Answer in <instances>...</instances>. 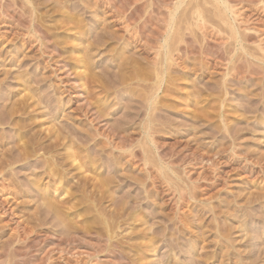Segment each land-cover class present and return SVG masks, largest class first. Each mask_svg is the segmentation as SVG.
I'll list each match as a JSON object with an SVG mask.
<instances>
[{"label": "rangeland", "instance_id": "374dc122", "mask_svg": "<svg viewBox=\"0 0 264 264\" xmlns=\"http://www.w3.org/2000/svg\"><path fill=\"white\" fill-rule=\"evenodd\" d=\"M263 121L264 0H0V264H264Z\"/></svg>", "mask_w": 264, "mask_h": 264}, {"label": "bare ground", "instance_id": "6f19581e", "mask_svg": "<svg viewBox=\"0 0 264 264\" xmlns=\"http://www.w3.org/2000/svg\"><path fill=\"white\" fill-rule=\"evenodd\" d=\"M128 1H129V0H128ZM220 4H221V3H220ZM224 4H225V3H224ZM181 5H182V4H181ZM193 5H194V4H193ZM132 6H133V5H131L130 7H132ZM134 6H135V5H134ZM194 6H195V5H194ZM185 7H186V6H185ZM227 7H229V6H227ZM136 8H137V7H136ZM192 8H194V7H192ZM129 9H130V8H129ZM133 9H134V8H132V10H133ZM183 9H184V8H183ZM199 9H200V8H199ZM199 9H196V12H198L197 10H199ZM228 9H229V12H231V11H230V7H229ZM220 10H221V9H220ZM188 11H189V10H188ZM120 12H121V11H120ZM122 12H123V11H122ZM132 12H133V11H132ZM135 12H136V11H135ZM221 12H222V11H219V12H218V15H217L216 17H217L219 20H224L225 17H224V15H223V13H221ZM118 13H119V12H118ZM129 13H131V12H129ZM233 13H234V12H233ZM132 14H134V12H133ZM172 14H173V13H172ZM230 14H232V13H230ZM193 15H194V14H193ZM132 16H133V15H132ZM132 16H131V17H132ZM129 17H130V16H129V14H128V18H129ZM134 17H135V16H134ZM145 18H146V17H145ZM72 19H73V18H72ZM135 19H136V17H135ZM147 19H148V18H147ZM195 19H196L195 22H196V26H197V28H199L200 26H204L205 23H206V22H205L206 20L204 19L203 16H201V13H200V12H198V13L196 14ZM136 20H137V19H136ZM144 20H146V19H144ZM148 20H149V19H148ZM193 20H194V19H193ZM146 23H147V22H146ZM190 24H191V23H190ZM190 24H189V25H190ZM191 25H192V24H191ZM191 25H190V26H191ZM73 27H75V25H74ZM73 27H72V28H73ZM193 27H194V26H193ZM203 28H205V27H203ZM101 29H102V28H101ZM104 29H105V27H104ZM201 29H202V28H201ZM80 30H81V29H80ZM102 30H103V29H102ZM102 30H101V33H102ZM106 30H107V29H106ZM106 30H105V31H106ZM81 31H82V30H81ZM135 31H136V30H135ZM170 31H171V30H170ZM86 33H87V32H86ZM110 33H111V32H110ZM82 34H83V33H82ZM104 34H105V33H104ZM107 34H108V32H107ZM214 34H215V33H214ZM84 35H85V33H84ZM111 35H112V34H111ZM136 35H137V34H136ZM211 35H212V34H211ZM217 35H218V34H217ZM109 36H110V35H109ZM218 36H219V35H218ZM107 37H108V35H107ZM107 37H106V38H107ZM116 37H117V36H116ZM180 37H181V36H180ZM214 37H215V36H214ZM216 37H217V36H216ZM216 37H215V39H216ZM103 38H104V37H103ZM108 38H109V37H108ZM110 38H111V37H110ZM113 38H114V37H113ZM113 38H112V39H113ZM205 38H206V37H205ZM223 38H224V37H223ZM226 38H227L228 40H231V41H232L231 44H232V46H233L234 48L237 47L238 45L242 44V42H243V40H242L240 37L238 38L237 33H235V32H234V33H231L230 35H227ZM100 39H101V38H100ZM119 39H120V38H119ZM217 39H218V38H217ZM219 39H221V38H219ZM227 39H226V40H227ZM97 40H98V39H97ZM115 40H116V39H115ZM120 40H121V39H120ZM161 40H162V39H161ZM205 40H206V39H205ZM222 40H223V39H222ZM222 40H215L216 42H217V41H220V42H218V44L215 42V43L217 44L216 47H217V49H218L219 51H217V49H216L215 46H213L212 48H210L211 46H207V47H206V45H205L206 48H204V49H203L204 51L202 50L201 53L206 55L207 53H214V52H215V54L217 55V57H221L222 52H221L220 50L226 45V44L224 43L226 40H223L224 42H222ZM70 41H72V40H70ZM80 41H81V39H80ZM98 41H100V40H98ZM103 41H104V40H103ZM163 41H164V43H163V45L161 46V50H162V51H165V53H163V52L160 53V52H159V53H160V54H158L159 58H160V57L163 58V57L171 56V54H172L173 51H174V47H173V46H171V47L169 46V47H168L167 40H166L165 37H163ZM183 41H184V38L182 39L181 42H183ZM213 41H214V40H213ZM72 42H74V41H72ZM125 42H126V41H125ZM138 42H139V41H138ZM144 42H145V41H144ZM169 42H170V41H169ZM184 42H185V41H184ZM186 42H187V41H186ZM186 42H185V44H186ZM190 42H191V41H190ZM211 42H212V41H211ZM105 43H106V42H105ZM126 43H127V42H126ZM126 43H125V44H126ZM131 43H132V42H131ZM145 43H146V42H145ZM145 43H142V44H145ZM147 43H148V41H147ZM172 43H174V42H172ZM176 43H177V42H176ZM193 43H194V42H193ZM112 44H113V43H112ZM204 44H205V43H204ZM206 44H207V43H206ZM212 44H213V43H212ZM231 44H230V45H231ZM116 45H118V44L116 43ZM146 45H147V44H146ZM169 45H170V44H169ZM173 45H174V44H173ZM188 45H189V43H188ZM196 45H197V44H196ZM109 46H110V45H109ZM109 46H108V47H109ZM112 46H113V45H112ZM174 46L176 47L177 45H174ZM189 46H190V45H189ZM189 46H187V48L185 47V49H184V48H182V49H184V51L186 50V53H187V54H189V53H190V54L195 53L194 51H196V50L193 51V49H191V48H193V47H189ZM120 47H121V46H120ZM139 47H140V46H139ZM148 47H149V46H148ZM225 47H226V46H225ZM111 48H113V47H111ZM111 48H109V49H111ZM128 48H129V47H128ZM134 48H135V47H134ZM145 48H146V46H145ZM157 48H158V47H157ZM159 48H160V47H159ZM234 48H233V49H234ZM80 49H81V48H80ZM95 49H96V48H95ZM97 49H98V48H97ZM135 49H136V48H135ZM182 49H181V51H182ZM195 49H196V48H195ZM199 49H200V48H199ZM201 49H202V48H201ZM213 49H216V50L214 51ZM223 49H225V48H223ZM226 49H227V48H226ZM81 50H82V49H81ZM91 50H92V49H91ZM115 50H116V49H115ZM121 50H122V49H121ZM197 50H198V48H197ZM228 50L231 51V49H228ZM228 50H226V51H228ZM66 51H67V50H66ZM97 51H98V50H97ZM107 51H108V48H107L106 52H107ZM109 51H111V50H109ZM126 51H127V50H126ZM137 51H138V50H137ZM149 51H150V50H149ZM199 51H200V50H199ZM233 51H236V49H234ZM86 52H87V51H86ZM106 52H105V53H106ZM155 52H157V51H155ZM174 52H175V51H174ZM76 53H77V52H76ZM83 53H84V52H83ZM90 53H91V52H90ZM111 53H113V52H111ZM181 53H182V52H181ZM224 53H225V52H224ZM229 53H230V52H229ZM229 53H228V54H229ZM234 53H235V52H234ZM234 53H230V55H231V54L233 55ZM70 54H71V53H70ZM72 54H73V53H72ZM84 54H85V53H84ZM87 54H88V53H87ZM87 54H85V55H87ZM93 54H94V53H93ZM93 54H91V55H93ZM226 54H227V53H226ZM226 54H224V55L226 56ZM75 55H76V54H75ZM77 55H79V54H77ZM153 55H154V53H153ZM195 55H196V54H195ZM198 55H199V54H198ZM213 55H214V54H213ZM68 56H72V55H68ZM87 56H88V55H87ZM89 56H90V55H89ZM93 56H94V55H93ZM128 56L130 57V55H128ZM128 56H127V58H128ZM135 56H136V55H135ZM135 56L133 55L132 57H135ZM185 56H186V55H185ZM192 56H193V55H192ZM201 56H202V55H201ZM208 56H209V55H208ZM208 56H207V57H208ZM59 57H60V56H59ZM85 57H86V56H84V59L86 60L87 57H86V58H85ZM90 57H91V56H90ZM123 57H124V56H123ZM123 57H122V58H123ZM141 57H142V56H141ZM144 57H145V56H144ZM144 57H143V58H144ZM172 57H173V56H172ZM180 57H181V56H180ZM187 57H188V55H187ZM202 57H203V56H202ZM205 57H206V56H205ZM207 57H206V58H207ZM214 57H215V55H214ZM71 58H72V57H71ZM79 58H80V57H79ZM82 58H83V56H82ZM92 58H93V57H92ZM150 58H151V57H150ZM154 58L157 59V57H155V56H154ZM168 58H169V60H171L170 57H168ZM182 58H183V57H182ZM212 58H213V57H212ZM223 58H224V57H223ZM88 59H90V58L88 57ZM118 59H120V58H118ZM135 59H136V58H135ZM145 59H146V58H145ZM163 59H164V58H163ZM186 59H187V58H186ZM190 59H191V57H190ZM221 59H222V58H221ZM74 60H75V59H74ZM94 60H95V58H94ZM123 60H124V58H123ZM129 60H130V59H129ZM132 60H133V58H132ZM132 60H131V61H132ZM137 60H139V58H138ZM141 60H142V59H141ZM184 60H185V58H184ZM187 60H188V59H187ZM201 60H202V59H201ZM214 60H215V59H214ZM217 60H219V59L217 58ZM222 60H223V59H222ZM222 60H221V61H222ZM76 61H78V60H76ZM83 61H84V60H83ZM89 61H90V60H89ZM89 61H87V62H89ZM120 61H121V60H120ZM126 61H127V60H126ZM135 61H136V60H135ZM146 61H149V60H146ZM150 61H151V60H150ZM150 61H149V62H150ZM153 61H154V59H153ZM203 61H204V60H203ZM219 61H220V60H219ZM73 62H74V61H73ZM124 62H125V60H124ZM128 62H130V61H128ZM132 62H133V61H132ZM132 62H131V63H132ZM138 62H139V61H138ZM140 62H141V61H140ZM142 62H143V61H142ZM142 62H141V63H142ZM156 62H157V60L155 61V63H156ZM172 62H174V60H172ZM201 62H202V61H201ZM201 62H200V63H201ZM205 62H206V61H205ZM117 63H118V62H117ZM125 63H126V62H125ZM136 63H137V62H136ZM143 63H144V62H143ZM157 63H158V62H157ZM169 63L171 64V62H169ZM174 63H175V62H174ZM181 63H182V62H181ZM183 63H184V62H183ZM76 64H78V65L74 67V70H76V71L79 72V74H80V71L82 72V69H83L82 67L84 66V63H83V62H82V63H81V62H79V63L76 62ZM119 64H120V63H119ZM121 64H122V63H121ZM137 64H138V63H137ZM139 64H140V63H139ZM166 64H168V63L166 62ZM191 64H193V63H191ZM245 64H246V63H245ZM86 65H87V64H86ZM89 65H90V64H89ZM91 65H92V64H91ZM126 65H127V63H126ZM131 65H133V64H131ZM160 65H161V64H160ZM168 65H169V64H168ZM171 65H172V64H171ZM171 65H170V66H171ZM242 65H243V63H242ZM116 66H117V65H116ZM119 66H120V65H119ZM119 66H118V68H119ZM136 66H137V65H136ZM145 66H146V63H145ZM172 66H173V65H172ZM188 66H189V65H188ZM84 67H85V66H84ZM91 67H92V66H91ZM138 67H139V66H138ZM155 67H156V66H155ZM166 67H167V66H166ZM177 67H178V66H177ZM184 67H185V65H184ZM194 67H195V66H194ZM196 67H197V66H196ZM204 67H205V66H204ZM243 67H244V66H243ZM243 67H242V68H243ZM81 68H82V69H81ZM97 68L99 69V67H97ZM118 68H117V69H118ZM122 68H123V67H122ZM128 68H129V67H128ZM136 68H137V67H136ZM136 68H135V69H136ZM140 68H141V67H140ZM140 68H139V69H140ZM150 68H151V65H150ZM152 68H153V66H152ZM152 68H151V69H152ZM156 68H157V67H156ZM167 68H168V67H167ZM191 68H192V67H191ZM205 68H206V67H205ZM104 69H105V68H104ZM107 69H108V67H107ZM107 69H106V70H107ZM110 69H111V68H110ZM110 69H109V70H110ZM112 69H113V68H112ZM120 69H121V67H120ZM142 69H143V68H142ZM159 69H160V68H159ZM168 69H170V67H169ZM168 69H167V70H168ZM197 69H198V68H197ZM228 69H229V68H228ZM231 69H232V68H231ZM93 70H94V69H93ZM115 70H116V69H115ZM126 70H127V69H126ZM145 70H146V68H145ZM153 70H154V68H153ZM157 70H158V69H157ZM182 70H183V69H182ZM184 70H185V69H184ZM193 70H195V69H193ZM205 70H206V69H205ZM235 70H236V68H235ZM237 70H238V69H237ZM237 70H236V71H237ZM101 71H103V70H101ZM104 71H105V70H104ZM111 71H112V70H111ZM119 71H120V70H119ZM124 71H125V70H124ZM142 71H143V70H142ZM149 71H150V70H149ZM149 71H146V74H147L146 76H148V72H149ZM190 71H191V70H190ZM240 71H241V70H240ZM92 72H93V71H92ZM116 72H117V71H116ZM127 72H128V71H127ZM198 72H199V71H198ZM198 72H197V73H198ZM231 72H233V70H232ZM255 72H256V71H255ZM258 72H259V71H258ZM82 73H83V72H82ZM86 73H87V72H86ZM86 73L84 72V75H85ZM89 73H90V72H89ZM94 73H95V72H94ZM105 73H106V72H105ZM111 73H112V72H111ZM111 73H110L109 75H111ZM114 73H115V72H114ZM131 73H132V72H131ZM131 73H130L129 76H131ZM152 73H153V72H152ZM157 73H160V72L158 71ZM166 73H167V75H168V71H167ZM229 73H230V72H228V74H229ZM251 73H252V72H251ZM79 74H78V78H77L78 81H80L81 78H84V76L82 77V75H79ZM115 74H117V73H115ZM133 74H134V73H133ZM135 74H136V73H135ZM149 74H150V73H149ZM160 74H162V73H160ZM164 74H165V73H164ZM258 74H259V73H258ZM74 75H75V74H74ZM86 75H87V74H86ZM93 75L96 76L95 74H93ZM102 75H103V74H101V76H102ZM105 75H108V74H105ZM117 75H118V74H117ZM119 75H120V74H119ZM155 75H156V74H155ZM167 75H166V76H167ZM239 75H240V74H239ZM250 75H251V74H250ZM252 75H253V74H252ZM89 76H90V75H88V77H89ZM97 76H98V75H97ZM103 76H104V75H103ZM115 76H116V75H115ZM115 76H114V77H115ZM120 76H121V75H120ZM123 76H124V72H123ZM126 76H128V74H126ZM223 76H224V75H223ZM90 77L92 78L93 76H90ZM131 77H135V76L132 75ZM148 77H149V76H148ZM153 77H154V76H153ZM153 77H151V78H153ZM159 77H160V76H159ZM159 77H156V78H158V81H159V79H161V78H159ZM161 77H162V76H161ZM251 77H253V76H251ZM257 77H258V76H257ZM105 78H106V77H105ZM124 78H127V77H124ZM139 78H140V76H139ZM165 78H166V77H165ZM224 78H225V77H224ZM84 79H85V78H84ZM94 79L97 80L95 77H94ZM108 79L110 80V78H108ZM111 79H112V78H111ZM113 79H114V78H113ZM127 79H130V78H127ZM133 79H134V78H133ZM166 79H167V78H166ZM82 80H83V79H82ZM92 80H93V79H92ZM100 80H101V79H100ZM134 80H135V79H134ZM136 80H137V79H136ZM143 80H144V79H143ZM148 80H149V79H148ZM148 80H147V81H148ZM151 80H152V79H151ZM85 81H86V79H85ZM98 81H99V80H98ZM131 81H132V80H131ZM149 81H150V80H149ZM161 81L163 82V77H162V79L160 80V82H161ZM87 82L89 83L90 81L87 80ZM87 82H86V83H87ZM91 82H92V81H91ZM99 82H100V81H99ZM101 82H102V81H101ZM109 82H110V81H109ZM112 82H113V81H112ZM118 82H119V81H118ZM120 82H121V80H120ZM128 82H129V81H128ZM218 82H221V80H219ZM222 82H223V81H222ZM77 83H78V82H77ZM79 83H80V82H79ZM83 83H84V82H83ZM86 83H85V84H86ZM122 83H123V81H122ZM122 83H121V84H122ZM124 83H126V82H124ZM141 83H142V81H141ZM158 83H159V82H158ZM91 84H93V82H92ZM99 84H100V83H99ZM111 84L113 85V83L110 82V85H111ZM121 84H119V85H121ZM135 84H136V83H135ZM159 84H160V83H159ZM162 84H163V83H161V85H162ZM25 85H26V84H25ZM25 85H24V87H25ZM87 85H88V84H87ZM102 85H103V82H102ZM128 85H129V84H128ZM132 85H133V84H132ZM138 85H139V84H138ZM142 85H143V84H142ZM145 85H146V83H145ZM28 86H29V85H28ZM83 86H85V85H82V87H83ZM105 86H106V85H105ZM126 86H127V85H126ZM149 86H150V85H149ZM153 86H154V85H153ZM208 86H209V85H208ZM212 86H213V85H212ZM225 86H226V85H225ZM80 87H81V86H80ZM80 87H79V88H80ZM82 87H81V88H82ZM103 87H104V86H103ZM114 87H115V86H114ZM139 87H140V86H139ZM144 87H145V89H146V88H147V89L149 88V87H146V86H144ZM158 87H159V86H158ZM205 87H206V86H205ZM83 88H84V87H83ZM99 88H100V87H99ZM99 88H98V90H99ZM105 88H106V87H105ZM107 88H108V87H107ZM115 88H116V87H115ZM128 88H129V87H128ZM128 88H127V89H128ZM150 88H151V87H150ZM159 88H160V87H159ZM166 88H167V87H166ZM217 88H218V87H217ZM85 89H86V88H85ZM89 89H90V86H89ZM151 89H153V88H151ZM218 89H219V88H218ZM135 90H136V89H135ZM139 90H140V88H139ZM141 90H142V89H141ZM141 90H140V92H142ZM162 90H163V89H162ZM220 90H221V89H220ZM91 91H92V90H91ZM107 91H110V90L108 89ZM127 91H128V90H127ZM136 91H137V90H136ZM149 91H151V90L149 89ZM89 92H90V91H89ZM112 92H113V91H112ZM112 92H111V94H112ZM129 92H130V91H129ZM138 92H139V91H138ZM143 92H144V95H145V91H143ZM143 92H142V93H143ZM220 92H222V91H220ZM99 93H100V92H99ZM115 93H116V92H115ZM117 93H119V92H117ZM136 93H137V92H136ZM153 93H155V91H153ZM87 94L89 95L90 93L87 92ZM128 94H129V93H128ZM130 94H132V93H130ZM33 95H34V94H33ZM96 95H97V94H96ZM109 95H110V93H109ZM117 95H118V94H117ZM119 95H120V94H119ZM137 95H138V94H137ZM144 95L142 94L141 97H142V96L144 97ZM150 95H151V94H149V96H150ZM192 95H193V94H192ZM192 95H191V96H192ZM90 96H91V95H89V98H91ZM97 96H98V95H97ZM97 96H96V97H97ZM111 96H112V95H111ZM111 96H110V97H111ZM146 96H147V95H146ZM149 96H148L147 98H149ZM106 97H107V96H106ZM117 97H118V96H117ZM117 97H116V98H117ZM118 98H120V97H118ZM92 99H93V98H92ZM92 99H91V100H92ZM113 99H114V98H113ZM144 99H145V97H144ZM150 99H151V98H150ZM159 99H160V98H159ZM99 100H100V99H99ZM108 100H109V99H108ZM130 100H132V99H130ZM130 100H128V101L130 102ZM151 100H152V99H151ZM151 100H148V101H151ZM109 101H110V100H109ZM137 101H138V100H137ZM159 101H160V100H158V102H157L158 104H159ZM161 101H162V99H161ZM111 102H112V101H111ZM142 102H143V101H142ZM94 103H95V102H94ZM96 103H98V102H96ZM138 103H139V101H138ZM143 103H144V102H143ZM150 103H151V102H150ZM118 104H119V103H118ZM140 104H141V103H140ZM94 105H95V104H94ZM88 106H89V105H88ZM96 106H98V105H96ZM100 106H101V105H100ZM109 106H110V105H109ZM109 106H107V107H109ZM114 106H115V105H114ZM119 106H120V105H119ZM139 106H140V105H139ZM147 106H149V105H147ZM150 106H151V105H150ZM98 107H99V106H98ZM140 107H141V106H140ZM142 107H143V106H142ZM144 107H145V105H144ZM144 107H143V108H144ZM99 108L101 109V107H99ZM107 109H109V108H107ZM151 110H152V108H151ZM92 111H93V110H92ZM100 111H101V110H100ZM105 111H106V110H105ZM141 111H142V110H141ZM51 112H52V111H51ZM107 112H108V111H107ZM143 112H144V111H143ZM105 113H106V112H105ZM109 113H110V112H109ZM103 114H104V113H103ZM112 114H113V113H112ZM94 115H95V114H94ZM107 115H108V114H107ZM109 115H110V114H109ZM150 115H151V114H150ZM52 116H53V115H52ZM124 117H125V116H124ZM127 117H128V116H127ZM100 119H101V118H100ZM149 119H150V117H149ZM154 119H155V118H154ZM126 120H127V119H126ZM127 121H128V120H127ZM154 121H155V120H154ZM259 121H260V120H259ZM92 122H93V121H92ZM121 122H122V121H121ZM128 122H129V121H128ZM151 122H152V121H151ZM263 122H264V121H263ZM261 123H262V122H260V124H261ZM125 124H126V123H125ZM145 124H146V123H145ZM126 125H127V124H126ZM149 125H150V124H149ZM61 128H62V126H61ZM112 128H113V127H112ZM149 128H150V127H149ZM67 129H68V128H67ZM110 129H111V128H110ZM58 130H59V129H58ZM64 130L66 131V129H64ZM68 130H69V129H68ZM112 131H113V130H112ZM149 131H151V130H149ZM58 132L60 133V131H58ZM69 132H70V131H69ZM152 132H153V131H152ZM152 132H150V134H151ZM60 134H61V133H60ZM117 134H118V133H117ZM122 136H124V135H122ZM56 139H57V138H56ZM60 142H61V141H60ZM49 143H50V142H49ZM51 143H53V142H51ZM51 143H50V144H51ZM55 143H56V142H55ZM56 144H57V143H56ZM48 145H49V144H48ZM48 145H47V146H48ZM57 145H58V144H57ZM59 145H60V143H59ZM50 146H51V145H50ZM66 146H67V145H66ZM55 148H56V147H55ZM37 150H38V148H37ZM39 150H40V149H39ZM41 150H42V149H41ZM41 150H40V151H41ZM44 150H45V149H44ZM46 150H47V149H46ZM46 150H45V151H46ZM48 150H49V149H48ZM52 150H53V149H52ZM71 150H72V149H71ZM24 151H27V150L25 149ZM24 151H23V153H25ZM50 151H51V150H50ZM73 151H74V150H73ZM68 152H69V151H68ZM44 153H45V152H44ZM66 153H67V150H66ZM25 154H26V153H25ZM27 154H28V153H27ZM27 154H26V155H27ZM68 154H69V153H68ZM70 154H71V153H70ZM70 154H69V155H70ZM69 155H68V156H69ZM74 155H75V154H74ZM69 157H70V156H69ZM69 157H68V158H69ZM71 157H72V156H71ZM20 158H21V157H20ZM25 158H26V156H25ZM73 158H75V157H73ZM70 159H72V158H70ZM47 160H48V159H47ZM57 160H58V159H57ZM48 161H49V160H48ZM58 161H59V160H58ZM70 161L75 162L74 159H72V160H70ZM49 162H50V161H49ZM55 162H56V161H55ZM47 163H48V162H47ZM57 163H58V162H57ZM51 164H52V163H51ZM58 164H60V163H58ZM78 164L80 165V163H78ZM92 164H93V163H92ZM48 165H49V164H48ZM55 165H56V163H55ZM46 166H47V165H46ZM80 166H81V165H80ZM211 166H212V164H211ZM81 167H82V166H81ZM49 168L51 169V167H49ZM55 168H56V167H55ZM86 168H87V167H86ZM53 169H54V168H53ZM82 169H83V168H82ZM87 170H88V168H87ZM48 171H50V170H48ZM59 171H60V170H59ZM75 171H77V170H75ZM79 171H80V170H79ZM85 172H87V171H85ZM83 173H84V171H83ZM52 175H53V174H52V170H51V176H52ZM53 176H54V175H53ZM58 177H59V175H58ZM64 178H65V177H64ZM64 178H63V179H64ZM75 179H76V177H75ZM51 180H52V179H51ZM64 180H65V179H64ZM110 180H111V179H110ZM101 181H102V180H101ZM103 181L105 182V180H103ZM108 181H109V180H108ZM98 182H99V181H98ZM60 183H61V181H60ZM68 183L70 184V182H68ZM111 183H112V182H109V183H107V184H110V185H111ZM57 184L59 185V183H57ZM72 184H73V183H72ZM107 184H106V186H107ZM112 184H113V183H112ZM55 185H56V184H55ZM74 185H75V184H74ZM96 185H97V184H96ZM102 186H103V184H102ZM108 186H109V185H108ZM94 187H95V186H94ZM66 188H68V187H66ZM76 188H77V187H76ZM78 188H79V187H78ZM95 188H96V187H95ZM100 188H101V185H100ZM108 188H109V187H108ZM108 188H107V189H108ZM54 189H55V188H54ZM79 190H80V189H79ZM99 190H100V189H99ZM108 190H109V189H108ZM109 191H110V190H109ZM110 192H111V191H110ZM110 192H109V193H110ZM107 193H108V192H107ZM64 194L66 195V193H63V195H64ZM67 194H69V193H67ZM69 195H70V194H69ZM181 196H182V194H181ZM49 199H50V198H49ZM256 200H259V199H256ZM256 200H255V201H256ZM251 201H252V200H251ZM44 202H45V201H44ZM44 202H43V203H44ZM48 202H49V201H48ZM50 202H51V201H50ZM58 202H59V201H58ZM253 202H254V199H253ZM46 203H47V201H46ZM59 203H60V202H59ZM55 204H56V203H55ZM237 205H238V204H237ZM46 206H47V205H46ZM48 206H50V205H48ZM48 206H47V207H48ZM53 206L55 207V205H53ZM57 206H59V205H57ZM60 206H62V204H60ZM256 207H257V206H256ZM49 208H50V207H49ZM49 208H48V209H49ZM58 208H59V207H58ZM257 208H258V207H257ZM55 210H56V209H55ZM59 210H60V209H59ZM59 210H58V212H59ZM47 211H48V210H47ZM263 211H264V210H263ZM49 213H50V211H49ZM57 214H58V213H56V216H57ZM60 214H61V211H60ZM232 215H233V214H232ZM254 215H256V214H254ZM135 217H136V216H135ZM235 220H236V218H235ZM238 222L240 223V220H238ZM243 223H244V221H243ZM255 223H256V222H255ZM261 224H262V222H261ZM232 225H233V224H232ZM232 225H231V226H232ZM234 226H235V225H234ZM249 226H250V225H249ZM240 227H242V226H240ZM244 228H245V227H244ZM229 229H231L230 226H229ZM241 230H242V229H241ZM244 230H245V229H244ZM246 230H247V229H246ZM246 230H245V232H247ZM253 230H254V229H253ZM256 230L258 231L257 228H256ZM219 232H220V230H219ZM263 232H264V231H263ZM249 234H252V233H249ZM256 234H257V233H256ZM222 235H223V234H222ZM258 235H259V234H258ZM262 235H263V233H262ZM220 236H221V235H220ZM256 236H257V235H256ZM259 236H260V235H259ZM258 238H259V237H258ZM261 242H262V241H261ZM142 243H143V241H142ZM142 243H141L140 245H142ZM144 243H145V242H144ZM144 243H143V245H144ZM152 243H153V242H152ZM259 243H260V242H259ZM149 244H151V243H149ZM262 244H263V243H262ZM151 245H152V244H151ZM192 247H193V246H192ZM140 248H141V247H140ZM262 248H263V247H262ZM249 249H250V248H249ZM4 250H5V249H4ZM4 250H3V251H4ZM222 250H224V249H222ZM225 250H226V248H225ZM237 251H238V250H237ZM245 251H246V250H245ZM245 251H244V252H245ZM253 251H254V250H253ZM262 251H263V250H262ZM8 252H9V251H8ZM219 252H220V251H219ZM246 252H247V251H246ZM260 252H261V251H260ZM4 253H5V251H4ZM4 253H3V254H4ZM256 253L258 254L257 251H256ZM263 253H264V252H263ZM8 254H9V253H8ZM221 254H223V253H221ZM242 254H243V253H242ZM244 254H245V253H244ZM260 254H261V253H260ZM5 255H6V254H5ZM209 255H210V254H209ZM223 255H224V254H223ZM255 255H256V254H255ZM206 256H207V255H205V257H206ZM257 256H258V255H257ZM261 256H262V255H261ZM0 257H1V256H0ZM8 257H9V256H8ZM8 257H7V258H8ZM202 257H203V256H202ZM225 257H226V256H225ZM225 257L223 256V258H225ZM236 257H237V256H236ZM4 258H5V257H4ZM9 258H10V257H9ZM208 258H209V257H208ZM223 258H221V259H223ZM240 258H241V257H240ZM252 258H253V256H252ZM258 258H260V256H259ZM258 258H257V259H258ZM1 259H2V258H1ZM236 259H237V258H236ZM248 259H249V258H248ZM250 259H251V258H250ZM250 259H249V261H251V260L254 261V259H251V260H250ZM262 259H263V258H262ZM203 260H204V259H203ZM203 260H202V261H203ZM242 260H243V258H242ZM243 261H244V260H243ZM203 262H204V261H203ZM247 262H248V260H247ZM251 262H252V261H251ZM3 263H4V262H3ZM200 263H201V262H200ZM206 263H207V262H206ZM243 263H245V262H243ZM249 263H250V262H249ZM192 264H193V263H192ZM194 264H195V263H194ZM203 264H204V263H203Z\"/></svg>", "mask_w": 264, "mask_h": 264}]
</instances>
